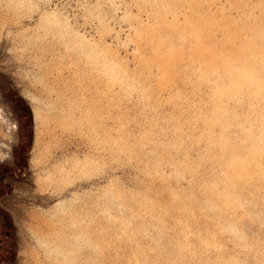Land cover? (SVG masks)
I'll use <instances>...</instances> for the list:
<instances>
[{
	"label": "rangeland",
	"instance_id": "1",
	"mask_svg": "<svg viewBox=\"0 0 264 264\" xmlns=\"http://www.w3.org/2000/svg\"><path fill=\"white\" fill-rule=\"evenodd\" d=\"M0 264H264V0H0Z\"/></svg>",
	"mask_w": 264,
	"mask_h": 264
}]
</instances>
